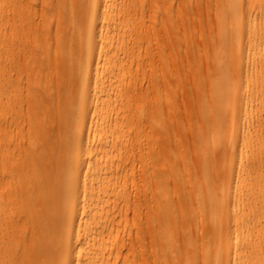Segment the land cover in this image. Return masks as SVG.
<instances>
[{
    "label": "bare ground",
    "instance_id": "bare-ground-1",
    "mask_svg": "<svg viewBox=\"0 0 264 264\" xmlns=\"http://www.w3.org/2000/svg\"><path fill=\"white\" fill-rule=\"evenodd\" d=\"M3 1L0 264H264V0Z\"/></svg>",
    "mask_w": 264,
    "mask_h": 264
},
{
    "label": "rangeland",
    "instance_id": "rangeland-1",
    "mask_svg": "<svg viewBox=\"0 0 264 264\" xmlns=\"http://www.w3.org/2000/svg\"><path fill=\"white\" fill-rule=\"evenodd\" d=\"M4 1L3 0H0V6H4ZM175 12L177 11L176 9L174 10ZM175 16H176V19L178 20V18H180L181 16L180 15H176L175 13ZM201 23H202V26H204L205 28L208 27V24H209V20L207 19L206 15L204 13H202L201 15ZM176 32H177V35L179 37L180 40L183 41L184 39V36H185V33L183 32V30L181 29V25L178 23L177 25V28H176ZM178 78L183 82V81H187V78L184 76V75H178ZM186 79V80H185ZM179 92V89L178 91ZM186 102L183 101L181 99V95L178 94L177 95V99L174 103V107H173V112L175 115H177L178 117H180L181 119H183V121H185V116H186V110H185V107H186ZM261 116L264 117V114L261 113ZM138 159V158H137ZM137 173H135L134 175V179H133V184L136 185L137 184ZM129 184L130 186H132V179L129 180ZM128 230L132 231V235L134 236L136 234V232L139 230L140 228V223H139V220H138V217L136 214H134L132 211L129 213L128 215Z\"/></svg>",
    "mask_w": 264,
    "mask_h": 264
}]
</instances>
